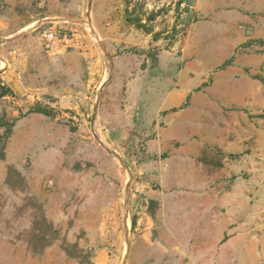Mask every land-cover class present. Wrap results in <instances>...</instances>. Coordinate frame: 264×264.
Listing matches in <instances>:
<instances>
[{"label":"rangeland","instance_id":"1","mask_svg":"<svg viewBox=\"0 0 264 264\" xmlns=\"http://www.w3.org/2000/svg\"><path fill=\"white\" fill-rule=\"evenodd\" d=\"M73 14L29 29L84 31L101 78L0 95L14 123L0 125V264H264V0H82Z\"/></svg>","mask_w":264,"mask_h":264},{"label":"crops","instance_id":"2","mask_svg":"<svg viewBox=\"0 0 264 264\" xmlns=\"http://www.w3.org/2000/svg\"><path fill=\"white\" fill-rule=\"evenodd\" d=\"M81 3L82 0H0V86L35 102L46 97L72 96L74 86H91L101 78L103 62L84 31L76 28L71 47L57 57L47 51L42 37L29 29L39 19L74 21L77 18L74 8H80ZM207 48V51L224 50L223 47ZM177 93L173 101H169V97L162 98L160 105L166 108L181 100L183 94ZM30 115L34 121L51 116L38 111ZM260 131L264 133V125L260 126ZM202 146H193V153H200ZM190 152L188 145L186 153ZM174 242V238H168V243ZM150 250L156 256L162 253V249L155 246ZM215 258L214 255L213 260Z\"/></svg>","mask_w":264,"mask_h":264},{"label":"built area","instance_id":"3","mask_svg":"<svg viewBox=\"0 0 264 264\" xmlns=\"http://www.w3.org/2000/svg\"><path fill=\"white\" fill-rule=\"evenodd\" d=\"M72 41L73 34L65 27H50L44 31V46L56 56H62Z\"/></svg>","mask_w":264,"mask_h":264},{"label":"trees","instance_id":"4","mask_svg":"<svg viewBox=\"0 0 264 264\" xmlns=\"http://www.w3.org/2000/svg\"><path fill=\"white\" fill-rule=\"evenodd\" d=\"M251 42H254L253 40L248 41L246 44L249 45ZM256 42L264 45V39H258ZM9 89L5 88L4 86H0V95H6L8 93ZM34 111L43 112L46 114H51L50 110L46 107H35L33 109ZM0 125L7 128L8 134H10L12 127L14 126V123H10L6 121L5 117H3L0 121Z\"/></svg>","mask_w":264,"mask_h":264}]
</instances>
